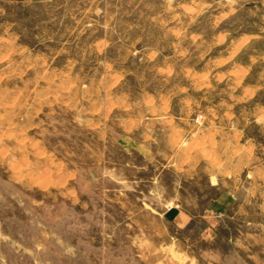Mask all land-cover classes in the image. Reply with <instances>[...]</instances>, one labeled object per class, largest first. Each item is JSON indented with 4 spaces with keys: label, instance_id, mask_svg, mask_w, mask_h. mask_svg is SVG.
Returning <instances> with one entry per match:
<instances>
[{
    "label": "rangeland",
    "instance_id": "374dc122",
    "mask_svg": "<svg viewBox=\"0 0 264 264\" xmlns=\"http://www.w3.org/2000/svg\"><path fill=\"white\" fill-rule=\"evenodd\" d=\"M0 264H264V0H0Z\"/></svg>",
    "mask_w": 264,
    "mask_h": 264
}]
</instances>
